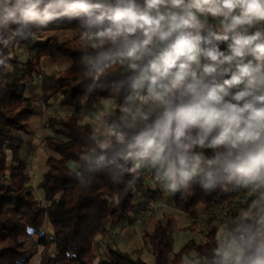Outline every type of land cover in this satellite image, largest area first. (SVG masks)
<instances>
[{
	"label": "trees",
	"instance_id": "16d2710c",
	"mask_svg": "<svg viewBox=\"0 0 264 264\" xmlns=\"http://www.w3.org/2000/svg\"><path fill=\"white\" fill-rule=\"evenodd\" d=\"M88 2L100 7H90L87 11L57 8L45 16L43 9L49 0H43L36 17L0 15V264H30L36 253L40 254L37 264H182L184 257L191 253L200 259V264H216L219 242L215 225L205 233L204 240L189 239L174 252L171 220H157L152 229H144L141 234L152 262L144 260L140 253L122 251L106 240L105 224L129 222L137 206L142 205L136 204L137 195L154 196L142 186L139 172L124 159L130 154L140 159L146 157L136 138L154 127L163 111L143 105L140 119L134 122V112L126 107L135 109L137 105L124 102L121 107H115L104 116L106 124L112 127L106 143L99 142L93 127L80 122L76 112L85 105H98L107 99L125 101L137 92L138 85L143 88L170 78L175 69L168 75L164 69L169 63L183 62V57L166 56L156 68H152V61L136 63V52L134 56L128 53L134 45L136 49L145 46L143 41L148 38L140 29L114 39L99 35L109 29L114 31L117 26L130 25L131 16L127 13L116 19L117 10L126 6L100 4L97 0ZM132 11L137 17L146 14ZM136 22L140 23L139 19ZM57 30L73 31L75 35L64 40L43 39V34ZM81 34H93L96 40L89 36L81 42ZM196 35L198 40L194 44L203 52L214 47L225 52L224 34L207 30ZM16 45L28 46L33 60L21 62L12 56L11 49ZM124 55L130 60L122 58ZM42 58H59L67 63L61 71L41 74L43 102L59 97L60 106L72 110L49 114L43 121L44 128L50 132L43 141L52 153L45 159L46 170L38 182L46 206L40 205L31 189L26 174L28 162L21 152L22 135L30 130L34 115V103L26 94V87L40 75L38 63ZM241 65L243 62L238 58L224 65L228 71L217 75L216 83L222 85L238 73ZM226 91L231 94L236 88L226 86ZM171 100L175 113L177 109H188L199 103L200 97L178 93ZM175 125L174 116L173 128ZM217 131L214 129L209 134L205 146H193L187 155L200 154L211 159L222 150L207 146ZM199 132L198 127L190 126L186 136L196 139ZM183 142L190 143V140ZM254 182L264 186V180H250L244 173L223 165L206 166L187 180L177 177L175 187L170 188V200L175 210L189 215L197 204L207 207L238 186H251ZM226 213L228 240L239 241L241 235L259 227L255 220L240 217L234 206ZM45 223L50 226L48 233L44 230ZM98 236L104 242L107 257L95 261L93 241ZM32 237L37 238L39 252L27 243ZM256 264H264V252L258 255Z\"/></svg>",
	"mask_w": 264,
	"mask_h": 264
},
{
	"label": "clouds",
	"instance_id": "9594fccd",
	"mask_svg": "<svg viewBox=\"0 0 264 264\" xmlns=\"http://www.w3.org/2000/svg\"><path fill=\"white\" fill-rule=\"evenodd\" d=\"M42 3L43 0H0V11L8 17L19 14L26 19L33 18L40 14L38 9ZM118 3H126L127 6L117 10L116 19L127 13L131 16L130 25L117 26L114 31L109 29L99 35L114 39L122 34H134L140 29L148 38L143 41L145 45L153 35L158 34L163 40L178 29L196 26L197 13L222 16L226 21L230 19V23L224 25L226 31L234 33L228 54L218 48H211L203 53L208 63L201 66L198 59L200 50L185 36L178 37L170 46V51L163 54L183 57V62L169 63L164 74L168 75L171 69H175L169 82L161 91L150 90L149 99L159 101L164 105V111L155 121L154 127L136 138L137 144L144 154H152L154 161L167 165L165 176L172 181V187H175L177 177L187 180L202 171V165H223L244 173L250 180H264V74H261V68H264V41L260 40L259 32L249 36L236 31L238 26L264 20V0H145L148 9L168 5L182 9V13H169L167 16L158 14L155 17L147 14L137 17L132 11L133 0H118ZM90 7L98 8L100 5H91L88 0H49L43 15L48 16L57 8L87 11ZM137 19L140 23L136 22ZM165 21L167 31H162V22ZM222 39L227 40L229 37L225 35ZM135 52L134 45L128 55L134 56ZM246 55L255 58L258 62L255 67L250 61L239 66L238 73L224 80L222 85L216 83V76L228 71L224 65H230L236 58ZM151 66L156 68L155 60ZM239 85H243V88L231 95L226 91V86L231 88ZM257 91L259 94H256ZM177 92L181 96L200 97L199 103L173 113L171 97ZM229 96L226 100L225 97ZM174 116L176 125L173 128ZM190 126L200 129L196 139L186 136ZM214 129L218 131L207 146L222 150L217 151L211 159H205L200 154L189 157V150L196 145L205 146V141ZM184 139H189L190 143H184ZM262 252L264 217L255 231L249 230L239 237V241L233 238L219 248L216 264H256Z\"/></svg>",
	"mask_w": 264,
	"mask_h": 264
},
{
	"label": "rangeland",
	"instance_id": "374dc122",
	"mask_svg": "<svg viewBox=\"0 0 264 264\" xmlns=\"http://www.w3.org/2000/svg\"><path fill=\"white\" fill-rule=\"evenodd\" d=\"M75 35V32H66L63 30H57L51 33H45L42 35L43 38H57L59 40H64L70 38ZM89 34H81L79 35V40L81 42H85L89 37ZM93 40L95 36H90ZM28 46H15L11 49L12 56L16 57L19 61L23 62L26 60H33V52L26 53V49ZM30 50V49H29ZM125 56V55H124ZM128 58V56H126ZM145 59V58H144ZM143 60V59H141ZM146 60V59H145ZM136 63H139L136 62ZM208 63L207 59L203 62H199L202 66L203 64ZM159 64V63H158ZM157 64V65H158ZM67 66V63L63 60L55 59L49 60L47 58L40 59L38 63L39 73H51L54 71H61ZM9 68V67H7ZM37 76V75H36ZM36 78V77H35ZM142 86V85H138ZM137 86V87H138ZM142 89V88H140ZM242 89V87L238 86L236 91ZM139 91V89L137 90ZM235 93V92H234ZM26 94H28L26 92ZM30 94V95H29ZM30 100L34 103L35 111L32 117V121H39L38 127L34 128L33 131L30 130L31 136H34V144L22 146V154L25 157L28 164H30L29 170L26 171L27 178L29 184L31 185V189L35 194V187L38 178V174H40L42 166L44 165V161L46 157L51 153V151L47 148L45 142L43 141V136L45 135V131H37L38 135L34 134V130L42 127V122L45 120L46 116L49 114L57 115V114H65L70 113L72 110L66 109L59 104V97L51 98L46 103L42 100L41 92L29 93ZM233 94V93H231ZM230 94V95H231ZM229 97H225V99H229ZM136 100V101H134ZM128 103L129 105L134 104L137 105L134 109L133 106L130 111H133V121L135 122L142 114L140 108L146 106V108L150 109L153 107L164 111V105H162L159 101H154L149 99L148 95H141L138 99L133 98L132 96L127 100L122 99H107L102 101L98 105H85L76 114L79 116L80 122L89 123L93 129L96 131L98 140L101 143H106L108 139L109 133L112 131V127L107 125L104 119V116L110 113L115 107L119 108L122 105ZM137 102V103H136ZM139 104V105H138ZM138 107V108H137ZM129 108V107H128ZM139 109V113L137 110ZM40 119H37V118ZM144 159L138 158L136 155L130 154L125 157L124 161L126 163H130L133 165L135 172L141 175L142 186L144 188H154L155 191H152V195H147L145 193H141L136 197V203L142 205H138L135 211L132 213L131 223L123 224L124 228L121 231L116 233L108 232V229L114 224H105L106 227V240L110 243L121 249L122 251L128 253H140L142 258L147 262H152L150 251L147 246H145L141 241V232L144 229L150 230L153 228V225L157 220L166 221V219L171 220V231L173 236V251H178L184 243L189 239L195 240H204V235L207 231H209L212 225L217 227V238L219 242V248L225 245L226 242L231 240L227 239L225 233V223L224 220L226 218V214H212L206 211V207L199 203L196 205L194 212L185 215L182 212L175 210L170 198L171 192L170 188H172V181L167 179L165 173L167 171V165L162 164L161 162H157L153 160L152 154H146ZM206 167V165H202V169ZM157 179H154V177ZM239 187V186H238ZM247 187V186H246ZM241 200V205L235 207L239 210V216L248 217V213L254 212L255 221L257 225L260 227V220L264 217V197L261 196L258 190L256 189H246L243 193ZM42 206H46V202L44 200H39ZM253 210V211H252ZM249 218V217H248ZM209 219H211V223H209ZM251 219V218H250ZM117 224V223H116ZM192 225L195 228H192ZM44 230L46 233L50 231V226L48 223H45ZM37 241L36 237H32V239L27 240V243L30 242L32 244L33 249H37L40 251V247H38L35 242ZM53 246H50V250H52ZM94 253L96 256L95 261L100 258H106V250L104 246V242L99 239V236L96 237L93 241ZM40 254L36 253L32 258L30 264H36V258ZM39 261V259H38ZM200 259L194 254L191 253L188 256H185L182 264H200Z\"/></svg>",
	"mask_w": 264,
	"mask_h": 264
},
{
	"label": "crops",
	"instance_id": "0c3cea01",
	"mask_svg": "<svg viewBox=\"0 0 264 264\" xmlns=\"http://www.w3.org/2000/svg\"><path fill=\"white\" fill-rule=\"evenodd\" d=\"M100 4H112L114 6H127L126 3L125 4H120L118 3V0H97ZM134 2V7L133 9H136L138 11H141L143 13L146 14H151L154 17L157 16L158 14H163L165 16H167L169 13H182V9L180 8H172L170 5L168 6H161L159 9H148L145 5V0H133ZM238 12V10H237ZM4 14L2 11H0V15ZM235 14V13H234ZM197 20L198 23L196 24V26L194 27H190V28H182V29H178L176 31H174L169 37H167L166 39L161 40L159 35L156 34L155 37L147 44L144 46L143 50V60H147V61H156V66L157 64L166 56H164L163 54L165 52L170 51V46L176 41V39L180 36H185L188 38V34L191 35V37H189V39H191L193 41V43L197 42L198 37L196 34L200 33L201 31H207V30H215L221 34L227 35L229 37V39L225 40V44H224V51L226 54H228L229 52V45L232 43L231 37L234 34L233 32H228L225 30V23H230V19L229 20H225L224 17L222 16H212L211 14H200L197 13ZM264 24V20H257V21H253L252 24L250 25H241L238 26V28L236 29L237 32H239L242 35H254L255 33L259 32L261 34L260 40L264 41V34H262L261 32V26ZM162 31H167V23L162 22V27H161ZM68 32V30H63ZM72 32V31H70ZM71 38V37H70ZM44 39V38H43ZM260 42V41H257ZM200 52L201 55L198 57L199 62H203L206 57L203 55V51L201 50V48L197 47ZM170 56V55H169ZM130 58V57H128ZM145 58V59H144ZM239 61H242L243 64H247L250 61L252 62L253 67L256 66V64L258 63L255 58L251 55H246L244 57L238 58ZM195 65V64H194ZM196 66V65H195ZM9 69V68H8ZM261 74H264V68H261ZM240 87L243 88V85H239ZM238 86H236L237 89ZM141 87L138 86V89H140ZM26 92L29 93H36V92H41V88H40V83H38L35 80L30 83L27 87H26ZM179 92H177L176 94H178ZM27 94V95H28ZM256 94H259V92L257 91ZM30 95V94H29ZM30 97V96H28ZM35 106H34V111H35ZM36 112V111H35ZM37 119H40L39 117ZM44 121V120H43ZM39 124V121H32L30 122V130L33 131L34 128H37ZM30 130L28 131V133L23 134L22 135V139H23V147L25 146V144L30 145V144H34V136H31ZM45 131V135L43 136V138L48 135L50 132L48 129L44 128L43 126V122H42V127L38 128L37 130H34V134H37V131ZM22 150V147H21ZM47 158V157H46ZM142 160V159H141ZM29 168H34V167H30V164L27 163L26 165V171L29 170ZM46 170V166H45V161H44V165L42 166L41 172L40 174L36 175L38 176V178L36 179V186H32L35 187L34 191H35V196L39 199V200H44V196L43 193L41 191V189L38 187V182L41 178V175L43 172H45ZM29 182V181H28ZM31 186V185H30ZM148 191H155L154 188H146ZM45 201V200H44ZM46 202V201H45ZM40 203V202H39ZM137 204V203H136ZM41 205V204H40ZM131 223V220L129 222L124 221L123 224H128ZM142 234V232H141ZM38 259L39 256L36 258V264L38 263Z\"/></svg>",
	"mask_w": 264,
	"mask_h": 264
},
{
	"label": "built area",
	"instance_id": "2783aa9c",
	"mask_svg": "<svg viewBox=\"0 0 264 264\" xmlns=\"http://www.w3.org/2000/svg\"><path fill=\"white\" fill-rule=\"evenodd\" d=\"M261 32H262V34H264V24L261 26ZM89 35L90 36H94L93 34H89ZM26 53H30L29 48L26 49ZM143 53H144L143 48H137L136 49L135 60L136 61L141 60L142 56H143ZM137 57H139V59H137ZM122 58H124L126 60H130V58H127L126 56H122ZM193 67L195 68L196 66L193 65ZM170 79H171V77L166 79V80H164V81H162V82L156 83V84H154L152 86H145L142 89H139V91H137L136 93L131 94V96L133 98H135V99H138V97L141 96V95L150 94V90L154 89L156 91H161L162 87L164 85H166L169 82ZM36 81L38 83H40L41 75H37L36 76ZM232 88H236V86H233ZM134 101H136V100H134ZM126 109L130 112L131 108L129 106V108L126 107ZM154 179H157V177L155 176ZM248 188H249V190L250 189L252 190L253 188L258 190L259 193L261 194V196L264 197V186H262L258 182H254L251 186H247V187L246 186H239V187H237L233 192L226 194L225 196H223L222 198L218 199L217 201H215L211 205L207 206L206 207V211L211 213V214L219 215V214H224V213L228 212L233 206L236 207L237 204L241 205V200L240 199L242 198L244 191L246 189H248ZM248 217L253 219V220H255L254 219L255 218L254 212L250 211L248 213ZM123 228H124V225L122 223H117V224H114L113 226H111L108 229V232L116 233L118 231H121Z\"/></svg>",
	"mask_w": 264,
	"mask_h": 264
}]
</instances>
